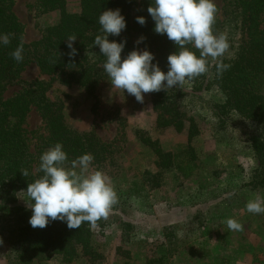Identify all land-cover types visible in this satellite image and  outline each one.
<instances>
[{"label": "rangeland", "instance_id": "obj_1", "mask_svg": "<svg viewBox=\"0 0 264 264\" xmlns=\"http://www.w3.org/2000/svg\"><path fill=\"white\" fill-rule=\"evenodd\" d=\"M214 2L223 22L228 0ZM66 9L78 12L79 0H66ZM13 12L24 27L27 44L38 41L45 28L59 21L58 12L40 14L36 0H14ZM262 18L264 23V13ZM35 80L49 81L50 77L30 64L4 97ZM262 80L260 91L264 93V75ZM95 93L96 98L77 86L54 82L47 95L53 100L62 98L63 120L69 128L93 132L107 144L110 155L106 168L95 163L91 167L112 179L119 202L104 228L97 225L91 229L93 256L79 251L70 263L53 257L34 264H264V214L246 210L250 199L264 198V187L256 184L264 175V164L246 142L252 132L250 122L229 114L228 122L220 123L204 110L207 103L221 102L223 94L212 87L194 100L195 110L187 116L195 121L197 134L188 142L187 124L181 132L157 127L151 93L139 103L126 91L113 88L108 76ZM23 127L29 151L39 161L43 152L36 149L46 130L35 109L28 113ZM137 130L178 160L189 151L190 156L185 157L192 158L191 175L184 179L172 168L159 177L160 185L150 189L146 178L158 172V156L135 135ZM260 133L264 136V130ZM17 196V204L27 207L21 199L27 197ZM228 218L236 219L244 230L230 231L225 223ZM0 264H7L4 246H0Z\"/></svg>", "mask_w": 264, "mask_h": 264}, {"label": "trees", "instance_id": "obj_2", "mask_svg": "<svg viewBox=\"0 0 264 264\" xmlns=\"http://www.w3.org/2000/svg\"><path fill=\"white\" fill-rule=\"evenodd\" d=\"M152 3L153 0H79V11L70 13L66 9V0H36L40 14L58 12L59 21L45 28L38 41L24 42V58L17 63L10 53L20 44L21 37L24 40V27L13 12L14 0H0V36L8 34L10 38L8 45L0 43V246H4L7 264H34L53 257L70 263L78 257L79 251L93 256L92 226L89 223H83L79 229H69L66 222L57 220L44 229H33L29 224L31 210L17 204V194L26 191L28 183L43 175L37 171L40 160L29 151V139L23 126L28 113L35 109L46 130V136H39L40 145L36 151L41 154L59 142L69 161L91 153L93 163L106 168L110 155L107 144L93 132L79 133L69 128L63 120L62 98L50 99L47 92L56 82L64 87L77 86L96 98V89L107 74L102 68L106 58L101 55L99 47H95L94 40L97 35H102L98 17L108 9H120L126 20V28L119 36L108 37L118 43L126 40L122 59L134 49H147L154 54L153 63H158L166 73L167 57L177 51V46L166 34L155 33V23L147 12ZM263 13L264 0H228L226 18L222 22L217 14L214 29L228 36L230 49L223 62L230 64L231 68L217 76L213 66L207 74L187 81L182 87L151 93L158 128L173 127L181 132L187 124L190 142L197 129L195 121L187 115L195 110L194 100L214 87L223 94V100L207 103L204 110L220 123L228 122L229 114L250 122L252 132L246 142L254 156L264 164V136L259 134L264 130V93L260 91L264 75ZM138 16L145 18V25L136 21ZM71 34L77 36L73 43L77 55L70 58L66 38ZM141 36L145 39L136 44ZM192 50L199 55L198 51ZM72 63L74 68L70 65ZM30 64H35L50 80L32 81L5 98L7 88L18 82L20 74ZM135 135L140 136L141 142L150 146L158 156L155 163L158 172L146 178L150 189L160 185L159 177L172 168L184 179L191 175L192 158L185 157L190 156L189 151L178 160L177 156L162 151L156 141L143 137L145 133L137 130ZM25 168L29 172L27 177L20 172ZM256 184L264 187V175ZM106 224L104 219L97 223L100 229ZM122 226L130 225L122 223Z\"/></svg>", "mask_w": 264, "mask_h": 264}, {"label": "clouds", "instance_id": "obj_3", "mask_svg": "<svg viewBox=\"0 0 264 264\" xmlns=\"http://www.w3.org/2000/svg\"><path fill=\"white\" fill-rule=\"evenodd\" d=\"M218 8L214 0H153L147 12L155 23L154 31L165 35L177 46V51L167 57L168 71L165 73L154 64V54L147 49L132 50L122 59L123 42L110 41L108 37L119 36L126 28V20L120 9H108L98 17L102 35L94 40L101 55L106 59L102 65L113 88L134 96L139 103L144 95L168 91L195 80L215 67L216 75L222 76L231 68L223 62L229 53L230 43L224 32L214 29ZM140 25H145L142 16L136 17ZM145 37L141 36L136 44ZM75 34L66 38L67 55L75 57L77 49L73 43ZM0 43L8 45V34L0 36ZM191 46V47H189ZM195 49L199 52L197 56ZM24 40L10 56L17 62L23 61ZM74 68L75 64H70ZM94 156L85 153L69 161L62 143L57 142L40 156L37 171L43 175L28 183L27 189L19 193L27 197L26 206L32 215L29 224L33 229H44L52 221L66 222L69 229H79L85 222L96 227L101 219L107 220L119 198L112 179L101 170H93ZM24 177L28 169L20 171ZM34 201V203H33ZM246 210L252 214H264V198L259 196L246 203ZM230 231H243V225L234 218L225 221ZM2 243V240H0Z\"/></svg>", "mask_w": 264, "mask_h": 264}]
</instances>
